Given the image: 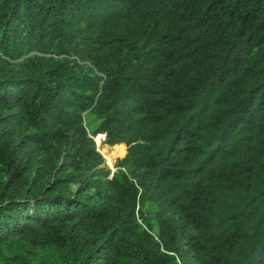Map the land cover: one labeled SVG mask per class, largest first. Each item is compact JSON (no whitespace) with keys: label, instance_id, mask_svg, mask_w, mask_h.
<instances>
[{"label":"trees","instance_id":"obj_1","mask_svg":"<svg viewBox=\"0 0 264 264\" xmlns=\"http://www.w3.org/2000/svg\"><path fill=\"white\" fill-rule=\"evenodd\" d=\"M0 264H264V0H0Z\"/></svg>","mask_w":264,"mask_h":264},{"label":"rangeland","instance_id":"obj_2","mask_svg":"<svg viewBox=\"0 0 264 264\" xmlns=\"http://www.w3.org/2000/svg\"><path fill=\"white\" fill-rule=\"evenodd\" d=\"M96 141H97V146H98L97 149L99 150V152H102V154L106 157L107 162H108V159L112 162L111 167H110L111 169L115 167L117 160L124 158L128 152V146L126 145V153H125V149H122V151L118 155L113 157V160H112V157H111L113 156L112 152H114L115 150H114V147L108 146L107 144L104 143L105 136L104 135L97 136Z\"/></svg>","mask_w":264,"mask_h":264},{"label":"clouds","instance_id":"obj_3","mask_svg":"<svg viewBox=\"0 0 264 264\" xmlns=\"http://www.w3.org/2000/svg\"><path fill=\"white\" fill-rule=\"evenodd\" d=\"M99 135H105V139H106V134H99ZM98 135V136H99ZM97 138V137H96ZM96 138H94L95 139V142H96V145H97V141H96ZM105 143V142H104ZM118 145H120V144H118ZM109 146V145H108ZM116 146V145H115ZM125 146H126V144H125ZM98 147V146H97ZM111 147H114V146H111ZM102 153V152H101ZM103 155V154H102ZM104 156V155H103ZM104 158H105V167H108L110 170H111V178L113 177V175H114V173L117 171V169H116V167H113L112 169L110 168L111 167V164H110V166H108L107 165V160H106V157L104 156Z\"/></svg>","mask_w":264,"mask_h":264},{"label":"water","instance_id":"obj_4","mask_svg":"<svg viewBox=\"0 0 264 264\" xmlns=\"http://www.w3.org/2000/svg\"><path fill=\"white\" fill-rule=\"evenodd\" d=\"M107 165H108V166H110V163H109V162H107Z\"/></svg>","mask_w":264,"mask_h":264},{"label":"bare ground","instance_id":"obj_5","mask_svg":"<svg viewBox=\"0 0 264 264\" xmlns=\"http://www.w3.org/2000/svg\"><path fill=\"white\" fill-rule=\"evenodd\" d=\"M103 136V135H102Z\"/></svg>","mask_w":264,"mask_h":264}]
</instances>
